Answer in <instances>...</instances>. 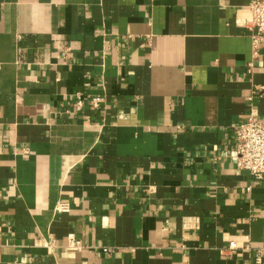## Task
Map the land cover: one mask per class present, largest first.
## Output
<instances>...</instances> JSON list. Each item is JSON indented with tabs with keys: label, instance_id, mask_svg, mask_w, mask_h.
Segmentation results:
<instances>
[{
	"label": "crops",
	"instance_id": "1",
	"mask_svg": "<svg viewBox=\"0 0 264 264\" xmlns=\"http://www.w3.org/2000/svg\"><path fill=\"white\" fill-rule=\"evenodd\" d=\"M251 2L0 0V264H259Z\"/></svg>",
	"mask_w": 264,
	"mask_h": 264
},
{
	"label": "built area",
	"instance_id": "2",
	"mask_svg": "<svg viewBox=\"0 0 264 264\" xmlns=\"http://www.w3.org/2000/svg\"><path fill=\"white\" fill-rule=\"evenodd\" d=\"M250 18L242 20L241 25L251 32L254 59L259 58L262 45L264 44V0H252L249 6ZM252 67V64L249 65ZM82 102L77 104L80 110ZM98 107V104L94 103ZM237 169L249 172L255 180L264 181V122L254 113L240 124L237 131V151H236ZM59 211L68 212L69 205L60 204ZM71 246H79L75 240L70 241ZM238 250L237 245L232 243L228 251L235 253ZM246 250H250L247 248ZM258 263L264 258V251L259 252Z\"/></svg>",
	"mask_w": 264,
	"mask_h": 264
}]
</instances>
